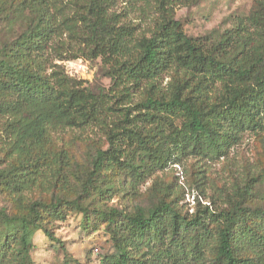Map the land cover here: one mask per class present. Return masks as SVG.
Returning <instances> with one entry per match:
<instances>
[{"label": "trees", "instance_id": "trees-1", "mask_svg": "<svg viewBox=\"0 0 264 264\" xmlns=\"http://www.w3.org/2000/svg\"><path fill=\"white\" fill-rule=\"evenodd\" d=\"M119 1L24 0L35 13L28 27L0 43V138L7 158L0 192L19 207L0 210V264H36L39 230L73 264L54 231L70 212L82 213L86 228L104 224L111 235L114 252L100 264H264V209L242 205L248 188L227 208L199 200L192 214L182 210L172 184H160L161 197L149 208L129 211L96 200L117 189L108 177L117 169L135 188L171 164L220 159L245 134L264 132V0L216 42L185 32L175 15L178 0H143L138 10L149 23L142 31L116 10ZM69 3L75 16L65 13ZM64 53L101 57L112 91L91 90L67 74L53 60ZM171 72V88L163 92L157 82ZM140 90L145 96L137 103L120 106ZM91 125L105 129L108 146L80 174L55 132Z\"/></svg>", "mask_w": 264, "mask_h": 264}, {"label": "rangeland", "instance_id": "rangeland-1", "mask_svg": "<svg viewBox=\"0 0 264 264\" xmlns=\"http://www.w3.org/2000/svg\"><path fill=\"white\" fill-rule=\"evenodd\" d=\"M23 1L0 0V43L14 40L28 27L35 13L28 5L23 4ZM72 1L64 0V3ZM143 2L139 0L129 4L128 1L121 0L116 8L117 11L123 10L125 19L139 26L140 31L149 23L141 18L138 10L139 5L143 7ZM258 7L259 0H178L174 10L176 18L180 20L189 36L208 37L211 42H216L226 31L238 25L239 17L250 16ZM151 10L153 17L156 16L154 7ZM65 13L75 16L76 6L67 5ZM63 39L68 40L69 36L66 34ZM67 55H56L53 60L84 87L94 91H112L113 82L101 57L73 58ZM216 56L227 59L221 53ZM172 75L174 76L173 72L159 78L157 87L161 91L170 90ZM144 96V90H140L134 95L132 103L124 100L120 106L133 105ZM110 125L112 126L111 122ZM55 142L70 151L79 163L76 168L80 174L89 169L90 160L97 149L108 146L105 129L97 125L57 130ZM1 147L0 138V168L4 167L7 160ZM108 177L116 183L117 189L106 194L104 198L96 196L99 205L116 206L129 211L138 205L149 208L161 197L159 187L162 184H172V192L177 194L182 210L190 214L197 209L199 200L216 209L227 208L231 202L235 203L241 199L240 193L245 188H248V194L241 200L242 205L252 209H264V132L245 134L243 140L234 146L227 156L220 159L189 157L185 158L182 164H171L165 170L157 171L141 180L135 188L128 185L124 171L117 169ZM40 191L37 189L36 193L39 194ZM18 208L6 194L0 192V210L6 209L15 213ZM54 231L66 244L73 264L74 261L82 264H100L104 255L114 252L111 235L105 225H101L97 230L86 228L82 213L70 212L65 220L55 222ZM34 244L32 257L36 264H65V252L43 231L35 233Z\"/></svg>", "mask_w": 264, "mask_h": 264}]
</instances>
